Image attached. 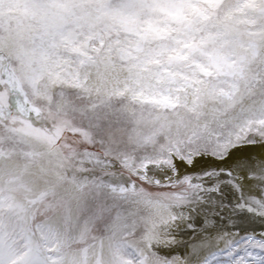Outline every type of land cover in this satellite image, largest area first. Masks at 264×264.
<instances>
[{
	"label": "snow or ice",
	"instance_id": "1",
	"mask_svg": "<svg viewBox=\"0 0 264 264\" xmlns=\"http://www.w3.org/2000/svg\"><path fill=\"white\" fill-rule=\"evenodd\" d=\"M0 264H264V0H0Z\"/></svg>",
	"mask_w": 264,
	"mask_h": 264
},
{
	"label": "bare ground",
	"instance_id": "2",
	"mask_svg": "<svg viewBox=\"0 0 264 264\" xmlns=\"http://www.w3.org/2000/svg\"><path fill=\"white\" fill-rule=\"evenodd\" d=\"M259 230V229H258Z\"/></svg>",
	"mask_w": 264,
	"mask_h": 264
}]
</instances>
